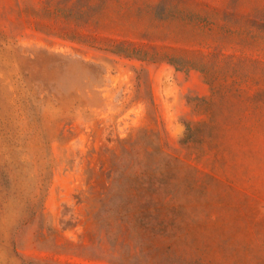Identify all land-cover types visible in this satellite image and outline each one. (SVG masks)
<instances>
[{"label": "rangeland", "instance_id": "1", "mask_svg": "<svg viewBox=\"0 0 264 264\" xmlns=\"http://www.w3.org/2000/svg\"><path fill=\"white\" fill-rule=\"evenodd\" d=\"M0 264H264V0H0Z\"/></svg>", "mask_w": 264, "mask_h": 264}, {"label": "trees", "instance_id": "2", "mask_svg": "<svg viewBox=\"0 0 264 264\" xmlns=\"http://www.w3.org/2000/svg\"><path fill=\"white\" fill-rule=\"evenodd\" d=\"M119 49V48H118ZM124 50H116L118 53H122L126 56H136L142 59H159V60H166L167 62L174 65L177 69H200L201 71L205 72L207 64L203 62H196L195 60L186 59L181 56L170 55V54H153V56H149L146 52H140L135 48H123ZM201 63V64H198Z\"/></svg>", "mask_w": 264, "mask_h": 264}]
</instances>
